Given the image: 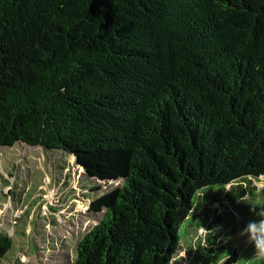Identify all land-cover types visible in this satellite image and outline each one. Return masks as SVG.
Instances as JSON below:
<instances>
[{
    "label": "trees",
    "instance_id": "1",
    "mask_svg": "<svg viewBox=\"0 0 264 264\" xmlns=\"http://www.w3.org/2000/svg\"><path fill=\"white\" fill-rule=\"evenodd\" d=\"M16 143L120 182L71 264H172L213 191L235 210L264 178V0H0V147ZM203 237L194 264L222 249ZM11 246L0 232V260Z\"/></svg>",
    "mask_w": 264,
    "mask_h": 264
},
{
    "label": "rangeland",
    "instance_id": "2",
    "mask_svg": "<svg viewBox=\"0 0 264 264\" xmlns=\"http://www.w3.org/2000/svg\"><path fill=\"white\" fill-rule=\"evenodd\" d=\"M58 152L21 143L0 147V232L12 242L0 264H71L78 242L102 217V212H90L91 202L120 186V182L89 180L72 158ZM252 186L256 188L254 196L235 208L237 215L224 196L229 188L213 191L207 205L196 210L198 216H191L185 235L180 227V247L172 264H194L192 245L196 237L204 238L205 231L218 233L220 242L215 248L222 249L198 252L197 259L212 261L216 257L211 264H225L224 258L233 252L238 256L236 264L254 259L253 245L239 234L258 219L255 212L264 209V178ZM202 248L214 249L207 241L199 246Z\"/></svg>",
    "mask_w": 264,
    "mask_h": 264
},
{
    "label": "clouds",
    "instance_id": "3",
    "mask_svg": "<svg viewBox=\"0 0 264 264\" xmlns=\"http://www.w3.org/2000/svg\"><path fill=\"white\" fill-rule=\"evenodd\" d=\"M255 215L258 219L249 222L239 235L247 237V243L253 245L255 249L254 259L264 260V209L255 212ZM202 230L204 229L202 228Z\"/></svg>",
    "mask_w": 264,
    "mask_h": 264
}]
</instances>
